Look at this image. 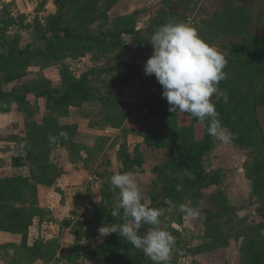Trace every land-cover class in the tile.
<instances>
[{
    "label": "rangeland",
    "instance_id": "rangeland-1",
    "mask_svg": "<svg viewBox=\"0 0 264 264\" xmlns=\"http://www.w3.org/2000/svg\"><path fill=\"white\" fill-rule=\"evenodd\" d=\"M69 1L54 26L61 37L65 28L71 33L56 42L49 19L64 0H0V41L27 50L15 54L13 79L0 70V264H153L133 246L116 249L111 259L93 254L104 239L98 228L125 222L122 210L111 215L118 190L109 181L126 171L137 172L145 201L164 212L160 226L175 237L169 264H264V204L252 182L264 175V0H246L253 6L247 15L221 12L207 25H192L227 59V79L212 97L231 122H240L225 126L235 134L227 144L208 134L207 120L170 112L162 86L144 74L151 36L171 19L136 30L135 20L119 18L123 23L111 30L105 2L92 0L82 24L77 6L85 0ZM76 34L91 40L78 42ZM123 61L129 65L117 69ZM84 74L91 96L83 101L55 107L39 94L44 88L60 97ZM207 139L191 172H217L221 181L190 190L185 202L200 209L191 220L169 196L168 183L188 174L186 160ZM8 180L14 186L6 187ZM98 210L101 220L92 223Z\"/></svg>",
    "mask_w": 264,
    "mask_h": 264
},
{
    "label": "clouds",
    "instance_id": "clouds-1",
    "mask_svg": "<svg viewBox=\"0 0 264 264\" xmlns=\"http://www.w3.org/2000/svg\"><path fill=\"white\" fill-rule=\"evenodd\" d=\"M150 43L153 53L144 64V74L154 75L162 86V97L169 105V111L179 110L197 118L201 123L208 121L207 132L217 141L227 144L235 139L220 120L212 97L220 92L218 87L227 79L224 71L227 59L214 45H210L187 22H167L153 32ZM225 103L227 92L222 93ZM60 136L67 139L68 134L61 131ZM56 137L49 136L50 141ZM113 191L118 190L116 211L113 217L123 212L121 224L104 223L98 228L100 237L113 233L125 238L134 248L140 250L153 264H169L175 247V237L162 228L160 217L164 212L153 208L145 201L137 181V172H116L110 177ZM181 186L177 185V191ZM186 218L195 220L200 214L198 207L191 202L181 203L178 208ZM151 225L146 231L142 227Z\"/></svg>",
    "mask_w": 264,
    "mask_h": 264
},
{
    "label": "trees",
    "instance_id": "trees-1",
    "mask_svg": "<svg viewBox=\"0 0 264 264\" xmlns=\"http://www.w3.org/2000/svg\"><path fill=\"white\" fill-rule=\"evenodd\" d=\"M65 2L67 0H64ZM71 1V0H70ZM70 1L68 2L70 5ZM88 0H85V2L78 4L77 9V15H78V19H82L83 22L82 24L87 22V17H85L86 15V11L88 6L92 7V3L93 1L90 0V3L87 2ZM116 0H104V2L106 3V9H108L110 7V5L115 2ZM61 2L57 4V8L59 10L58 15H53L49 20L50 23L48 25V28L50 32L54 33V40L56 42H63L64 38L69 37V32L70 30H68V28H65L64 30V35L66 37H61L59 34V31H56V26H54L55 21L60 19V15H61V10L64 8V4H67V2ZM73 4H71L70 6H72ZM131 20L128 19V22H130ZM81 25V24H80ZM133 28H130L129 30L127 29H123L122 32H126L127 34L132 33ZM71 33V32H70ZM44 37V36H43ZM78 42L82 39L86 40H91V36H86L85 38H83L80 35H75L73 36ZM119 38L120 34L115 35L112 38ZM54 40H50L47 39V44L48 46H53ZM27 52L26 49L24 50H19L18 48L14 49L13 46H11L9 48L8 45H5L2 41H0V70L1 71H5L8 76H7V80H11L13 79V77L11 75H14L13 72L15 71L16 68H18L20 65L17 63L18 60V56L22 57L25 53ZM20 54L18 56H16L15 54ZM129 64L127 62H119L117 64V69L122 68V67H126ZM5 67H7L8 69H6ZM262 69H264V63H262ZM260 71V70H259ZM257 71V72H259ZM86 76L85 74L77 79V80H72L69 83H66V89L61 92L60 97H56L55 95H53V90H41L44 88H40L39 94L41 96H45L47 101L49 102H53V105L55 107H60L63 105H66L68 103H78L80 101H83L87 98H89L91 96L90 91L88 90L86 84ZM1 92V90H0ZM262 94L264 95V90H262ZM219 107V104H218ZM216 107L217 111L220 114V120L222 122V124L224 126H230V127H237L239 125L240 122L235 123V122H231L230 119L228 117H226L222 111V108ZM256 105L253 101V105L248 106L247 110L248 112H250V115H254L255 111H256ZM54 108V107H52ZM249 115V116H250ZM235 124V125H234ZM238 142H240V145H243L244 143L241 140V136H238ZM208 139L206 142H202L200 145H198L196 148H198V151L192 155V157H188V159L186 160V167L188 168L189 172L188 174H186L182 179L178 180V179H174L171 180L168 183V191H169V196L172 197V199L176 202L181 201L182 203H185L186 197L188 195V193L190 192V190L192 188H197V189H201L204 187H208L212 184H218L221 180H220V175L217 172H212V174H204L201 171H196V172H191V170L195 167H198V163L200 161V158L202 156V154L208 149ZM261 166L259 165L258 168H260ZM262 180H254L253 182V193L256 195H260L261 200L263 201L264 204V175L261 178ZM14 180H8L5 184L6 187L9 186H14ZM22 184L23 181H22ZM261 184V186H260ZM177 185L181 186L180 191H177ZM263 193V194H262ZM162 201H160L157 206H161L162 205ZM151 207H154L155 205H150ZM224 209L227 208V205L222 206ZM101 214L98 210L97 215L94 217V219L91 221L92 223H98L101 220ZM118 223V222H116ZM123 223V222H121ZM145 226H149V225H145ZM132 247V245L127 242L125 240L124 237L119 236L117 233H113L107 237H104V239L99 243V247L93 251V254H98L100 256V258L103 259H111L110 256H112L113 254L115 255L116 253V249H120L124 252H128L130 251V248ZM115 257H117V255H115ZM114 259V256H113ZM256 262H259L260 259L258 257H255ZM115 264V263H114Z\"/></svg>",
    "mask_w": 264,
    "mask_h": 264
},
{
    "label": "crops",
    "instance_id": "crops-1",
    "mask_svg": "<svg viewBox=\"0 0 264 264\" xmlns=\"http://www.w3.org/2000/svg\"><path fill=\"white\" fill-rule=\"evenodd\" d=\"M104 2V0H102ZM227 1V2H226ZM230 0H116L106 11V17L115 29L123 20L116 21L119 18H125L134 21L135 29L158 24L159 22H187L190 25L194 23L208 24L207 20L217 17L221 12L227 17L237 18L238 14L247 15V10L251 9L252 4L246 0H239L234 6ZM233 5V15L229 16V6ZM93 6V3H92ZM224 9V10H222ZM250 15V14H248ZM160 20H158V19ZM233 23H237L235 20ZM227 25L228 22H227ZM110 30V32H111Z\"/></svg>",
    "mask_w": 264,
    "mask_h": 264
}]
</instances>
